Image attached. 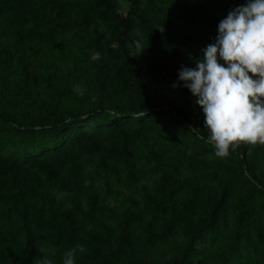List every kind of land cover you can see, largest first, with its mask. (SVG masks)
I'll use <instances>...</instances> for the list:
<instances>
[{
    "label": "trees",
    "instance_id": "1",
    "mask_svg": "<svg viewBox=\"0 0 264 264\" xmlns=\"http://www.w3.org/2000/svg\"><path fill=\"white\" fill-rule=\"evenodd\" d=\"M245 3L0 0V81L17 73L22 92L30 70L44 67L40 56L55 50L80 61L64 88L56 69L49 73L48 96L40 94L34 108L16 97L0 101V264H39L45 255L60 264L78 245L84 251L76 264H154L146 253L169 244L182 226L189 230L185 243L164 264H264V144L250 156L240 144L208 164L215 154L206 129L160 106L145 81L169 66L194 68L219 22ZM185 25L198 50L192 62L176 38ZM84 81L89 92L76 97L73 87ZM180 88L188 101L191 93ZM157 148H180V167L194 156L189 151L201 162L186 181L165 178L143 205L118 216L109 207L111 184L137 182V156ZM88 161L105 183L83 180ZM213 192L217 199L206 205ZM202 201L207 219L192 223Z\"/></svg>",
    "mask_w": 264,
    "mask_h": 264
},
{
    "label": "clouds",
    "instance_id": "2",
    "mask_svg": "<svg viewBox=\"0 0 264 264\" xmlns=\"http://www.w3.org/2000/svg\"><path fill=\"white\" fill-rule=\"evenodd\" d=\"M201 51L194 68H181L173 87L182 84L195 98L215 156L226 157L240 144H264V0L230 10L214 42ZM100 58L99 52L91 55L92 61ZM73 90L84 94L79 85ZM83 251V245L65 251L60 264H76ZM39 264L53 261L45 255Z\"/></svg>",
    "mask_w": 264,
    "mask_h": 264
},
{
    "label": "rangeland",
    "instance_id": "3",
    "mask_svg": "<svg viewBox=\"0 0 264 264\" xmlns=\"http://www.w3.org/2000/svg\"><path fill=\"white\" fill-rule=\"evenodd\" d=\"M125 12V10H124ZM123 12V13H124ZM190 25H185L178 28L176 32V38L185 44V52L187 51L190 56L188 59L190 62L193 61V57H197V48L195 46H189V32ZM67 53V52H66ZM40 61L45 65L44 67L36 64L34 70L29 72L30 84L29 87L22 92H16V80L17 73L12 74L14 77L7 76L5 81H0V101L5 99L19 98L25 107L28 109L34 108L39 96H48L47 82L50 80L49 73L55 68L57 72V79L61 88L66 85V78L72 79V74L77 71L80 65V61L71 55L69 52L66 56L61 57L57 50L54 53H47L46 55L40 56ZM70 74L68 76L67 74ZM178 71L172 66L167 67L162 72L156 73L154 76L148 77L145 81L150 93L155 97L160 106H171L178 112L186 114L189 118V123L196 127L204 128V115L199 106L195 103V98H185L181 88H174L173 85L178 81ZM67 75V76H66ZM75 75V74H74ZM84 89V94L79 95L73 90V94L76 97H85L89 92V85L87 82H81L78 84ZM77 86V85H76ZM74 86L73 89L76 87ZM248 147L250 156L255 149L256 145L243 144ZM155 151V156L151 152ZM188 153L194 156H186L185 160L182 161V166H178L181 155L184 154L180 148L168 149L164 154H160L158 148L156 150L150 149V151H143L136 158L137 168V182L131 184L128 187H119V185L111 184L113 190V196L109 202L110 209H118V216H123L124 209H128L134 204L143 205L147 201L148 194L154 193L162 185V180L170 178L172 184L177 185L181 181H186L194 172L196 165L201 162L200 158L196 159V152L189 151ZM187 153V154H188ZM208 164L214 165L217 161H220L216 156L210 154ZM222 159L221 161H223ZM95 167L93 162L88 161L84 167L83 180L88 185L98 186L107 181L106 175L98 177L94 174ZM196 171V170H195ZM110 174H112L110 172ZM112 183V182H111ZM197 187V186H194ZM192 187V188H194ZM213 196L210 198V202H205L206 205H213L215 199H217L216 192H213ZM131 205V206H129ZM208 205V207H209ZM206 206L204 202H200L196 208L192 223L206 220L207 213L204 211ZM106 222L110 223L107 219ZM105 222V223H106ZM106 225V224H105ZM188 228L180 227L179 232L174 235V238L169 244H162L157 251L146 253V258L154 264H164L171 256L183 246L188 235Z\"/></svg>",
    "mask_w": 264,
    "mask_h": 264
}]
</instances>
